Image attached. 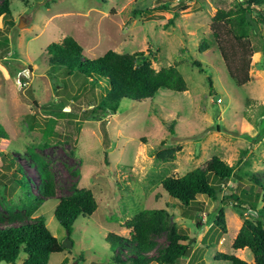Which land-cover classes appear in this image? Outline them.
<instances>
[{"label":"rangeland","instance_id":"rangeland-1","mask_svg":"<svg viewBox=\"0 0 264 264\" xmlns=\"http://www.w3.org/2000/svg\"><path fill=\"white\" fill-rule=\"evenodd\" d=\"M237 1H12V14L0 21V124L8 135L0 139V150L16 157L36 195L40 172L33 155L46 164L56 197L45 199L32 217H43L59 241L66 238L54 216L59 197L85 188L97 203L90 216L73 223L72 247L51 254L48 264H104L115 253L112 244L125 257L128 249L108 237L128 238L126 221L144 209L164 212L157 247L166 245L172 227L189 236L190 252L176 264H231L215 260L218 252L254 263L253 254L234 249L233 241L246 217L264 221V204L259 200L258 210H238L230 195L248 199L264 191V26L249 36L254 49L249 80L241 86L228 76L212 35L214 14ZM66 36L80 44L86 57L114 50L142 53L138 63L148 60L156 70L174 64L187 90L162 88L152 101L124 100L116 112L99 111L92 119L99 87L76 74L50 71L46 48ZM203 41L208 48L201 52ZM170 150L174 158L158 156ZM214 156L235 166L240 176L222 185V203L197 195L201 205L187 208L163 189L164 178L183 176ZM13 171L19 175L15 180ZM22 182L15 166L2 169L0 157L1 216L24 212ZM220 210L225 233L215 222ZM157 253L153 249L148 255ZM25 257L22 252L16 264Z\"/></svg>","mask_w":264,"mask_h":264},{"label":"trees","instance_id":"trees-1","mask_svg":"<svg viewBox=\"0 0 264 264\" xmlns=\"http://www.w3.org/2000/svg\"><path fill=\"white\" fill-rule=\"evenodd\" d=\"M13 0H0V21L12 14ZM27 2V0H21ZM172 23L173 20L171 19ZM264 26V0H238L230 9H219L212 17V35L224 61L228 76L237 86L249 80L250 56L253 46L249 36L257 32L259 26ZM208 44L203 41L200 51L206 50ZM248 48L250 53L247 55ZM50 71H63L67 75L76 74L85 79L90 87H99L100 99L94 105L92 119H98L99 111L116 112L124 100L144 102L153 100L158 90L165 88L175 92L187 90V82L176 65H169L156 70L150 61L138 63L142 53H119L107 50L103 55L90 58L83 53L80 44L71 36H66L61 42H53L46 48ZM30 68L25 71L27 75ZM212 88V86H210ZM174 134L173 124L170 125ZM8 135L0 124V139ZM160 151L158 156L164 159L174 158V150ZM2 169L11 170L14 166L21 173L24 198L21 207L22 215H0V262L16 264L22 252L26 257L21 264H48L50 255L65 250L61 241L47 227L43 217H32L39 210L43 201L56 197V186L44 161L33 155L38 163L40 182L33 192L30 179L23 172L22 165L16 157L0 150ZM242 160V159H240ZM243 161V160H242ZM246 162V161H245ZM13 180L19 177L18 172H11ZM232 177H240L235 166L229 165L218 156L212 157L204 165L180 177H166L162 187L169 196L177 199L182 206L199 207L201 201L197 195H206L214 201L223 202L222 185L230 186ZM255 182L260 181L252 177ZM25 184V186H24ZM263 188V185L260 184ZM238 210H256L259 200L264 204L263 193L256 192L248 199H242L236 194L230 195ZM247 206V207H245ZM97 208L93 193L85 188L74 189L70 195L59 197L54 216L61 226L72 232V225L79 216H90ZM192 208V207H190ZM199 211L201 208H198ZM258 210V209H257ZM164 212L159 209H144L126 221L130 228L128 238L111 234L112 243L127 248L130 254L122 256L112 244L111 261L104 264H149L156 260L159 264H176L177 261L190 252L189 236L172 227L167 234L168 242L164 246H156L155 236L164 230ZM222 233L226 232L224 211L220 210L215 220ZM236 250L248 249L254 257L253 264H264V221L261 218H245L244 223L233 241ZM153 249L157 255H148ZM82 259V257H79ZM215 260L229 261L231 264H252L235 254L218 252ZM63 264V263H61ZM93 264V262L91 263Z\"/></svg>","mask_w":264,"mask_h":264},{"label":"water","instance_id":"water-1","mask_svg":"<svg viewBox=\"0 0 264 264\" xmlns=\"http://www.w3.org/2000/svg\"><path fill=\"white\" fill-rule=\"evenodd\" d=\"M24 25L23 21L20 22L19 26L22 27ZM62 246L64 248H71L72 247V241L69 237V231L66 230V238L61 242Z\"/></svg>","mask_w":264,"mask_h":264}]
</instances>
